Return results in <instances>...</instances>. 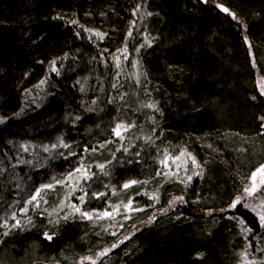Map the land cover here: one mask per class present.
<instances>
[{
  "label": "trees",
  "instance_id": "trees-1",
  "mask_svg": "<svg viewBox=\"0 0 264 264\" xmlns=\"http://www.w3.org/2000/svg\"><path fill=\"white\" fill-rule=\"evenodd\" d=\"M114 76L122 87H111ZM261 83L264 0H0V264H241L254 247L263 252L264 185L246 193L252 171L233 165L238 152L225 156L231 133L259 140L245 106L264 97ZM225 108L232 125L220 118ZM117 125L127 130L118 136ZM15 140L28 148L16 158ZM70 149L77 165L64 155ZM92 159L109 162L110 174L121 167L114 189L81 200L51 181L74 179ZM155 166L176 189L159 182ZM120 178L135 191L122 190ZM56 191L65 193L63 211L52 204ZM65 207L79 208V218L58 217ZM165 210L181 216L139 232ZM105 211L111 216L100 218Z\"/></svg>",
  "mask_w": 264,
  "mask_h": 264
},
{
  "label": "bare ground",
  "instance_id": "bare-ground-1",
  "mask_svg": "<svg viewBox=\"0 0 264 264\" xmlns=\"http://www.w3.org/2000/svg\"><path fill=\"white\" fill-rule=\"evenodd\" d=\"M205 1V0H204ZM223 8H226L229 10L230 13L234 14L235 17H237V14H236V11L228 6V5H224V4H220L219 7L217 6V9L227 15H229L228 13L222 11ZM232 18L233 16L230 15ZM247 47H248V50H249V55H250V58L251 60L253 61L254 57L256 56V49L255 47H253L252 45V42L250 41V39H248L247 41H245ZM40 82V80H38L36 83ZM122 83L120 84L119 83V80H118V77H113L112 79V83H111V87L113 88H116V87H119L121 86L122 87ZM263 90V89H262ZM104 91L105 90V87H104ZM264 95V94H263ZM263 99V100H262ZM260 100H258L257 98L254 99V100H249L248 104L245 106L246 107V111L249 112V113H252L255 114V119H254V122H252V124L256 127V129L258 131H261L260 133H257L259 134V136L256 138L259 139L257 144L254 143L253 140H250L249 137H245V140H244V137H243V134H230V142L228 141L229 143V148L227 149V155H225L226 157L229 158V156H233V154L231 152L233 151H236L238 153L237 156L239 157L238 160L236 161H232L233 162V165H240L242 168H241V173L243 172H247V169L250 171H252L250 174H249V177H250V181L248 182V185L250 184L251 180H253L254 182V178H252V173L253 172H256V174H261L262 177H264V173H261V172H257V169H259L261 166H264V120H261V117H264V97ZM35 109L34 113L33 114H36L40 107L38 105L36 106H31L29 107L28 106V110H33ZM225 114H221L220 115V118L222 121H225L227 124L229 125H232L234 124V114L232 112H230L228 109H222ZM243 112V111H242ZM244 122H247V121H244ZM256 130V131H257ZM252 132L248 133V134H251ZM96 135L94 134L93 137H95ZM242 140V141H241ZM26 141V140H25ZM100 140H97L95 143H99ZM218 142V141H217ZM12 145H14V148H15V151L13 152V155H15V158L16 156H18V154H25L27 153L28 151V148L26 147L27 143H25L24 141H18V140H15V141H11L10 142ZM200 143V142H199ZM179 144V143H178ZM185 145H188L189 144H185ZM183 145V146H185ZM95 145L93 144V147ZM199 146L201 147L200 149L203 150L205 152V149L204 147L202 146V144L200 143ZM239 147V146H246L245 149H242L240 150L241 154L239 153L238 149L236 147ZM182 146H168L167 145V148H170V149H177V148H181ZM190 147V146H189ZM77 149V145H75V147ZM164 148V147H163ZM85 149V148H84ZM191 151L193 153H195L197 156L201 157L202 159H206L202 154H200L199 152H196V150L193 149V147L191 146L190 147ZM25 150V152H24ZM75 151V149H74ZM83 151V150H82ZM82 151L80 150V155L82 154ZM258 152V153H257ZM165 155H169L168 152L165 151L164 153ZM64 155L68 156V164L69 165H72V163H74L75 165H77V161L74 160V158L72 157V150L70 149L69 152L65 153ZM204 155L207 157H210L208 156L207 153H204ZM79 156V154H78ZM33 158H38V157H33ZM103 166V167H101ZM111 164L109 162H105L104 164H99L97 162V160L95 159H92L90 160L87 165L85 166V170L82 172H80L79 174L75 175V178L74 179H71L70 181H65L64 183L63 182H58L57 179L55 180H51L53 181V183H57L56 185H58V187L62 190V189H65V191L67 192V194H69L70 197L74 198V197H87L89 196V194L91 193V191H93L94 189H103L105 186L107 185H111L110 188L111 189H114L116 186H117V183H116V179L118 177V171L119 169H121V167L119 169H117L118 167L115 168V172L111 171V174H110V170H111ZM257 168V169H256ZM154 171L158 177V180L159 182H162L163 184H167L169 189H176L177 188V183L175 182H172L170 181L164 174L163 172H161L159 170V167L155 166L153 167ZM255 169V170H254ZM30 173H32V170L29 168L28 169ZM117 172V173H116ZM204 174L205 173H202L201 175H199V181L203 180L204 178ZM33 175V174H32ZM35 175V178L39 179L38 181H40L39 183L43 184L44 182L47 183V184H50V182H46L49 178L51 177H46V173L45 175L44 174H40V173H34ZM33 175V176H34ZM239 175V174H238ZM237 175V176H238ZM49 176V175H48ZM242 175H239L238 177L240 178ZM92 179V182L90 181L89 183H83L81 182L82 179L86 178V180H88V178ZM244 179V178H243ZM242 179V181H243ZM35 181V179L33 180V182ZM36 181V182H38ZM119 184L120 186L122 187V190H126V192L128 193V190H134L133 187L132 188H125L124 185L126 184V180H122V178H120L119 180ZM244 182V181H243ZM114 184H116V186H114ZM255 184V182H254ZM247 185V187H248ZM51 187V186H50ZM131 187V186H130ZM135 187L139 190V186L138 184L135 185ZM52 188V187H51ZM28 189L25 190L24 192H21V193H18V195H26ZM135 191V190H134ZM184 192H186V190H184ZM56 197H59L57 199H55L53 201V205L55 206V208H57V210L59 209L60 211H63V207H64V203L63 201L60 199L61 198H66L65 197V193L64 192H57L56 191ZM120 193V192H118ZM122 200L124 201L125 200V203L128 204V205H131L132 207H136L137 205V202L133 200V198H128L130 196H127V195H124L123 193L120 194ZM158 196V195H156ZM191 197V196H190ZM189 196H186V203L190 202V201H195L194 199L195 198H190ZM179 197L175 196L173 197L172 201H175L176 200H179L178 199ZM117 199V197H116ZM187 199H189L187 201ZM92 202H95L96 201V197H93L92 199ZM65 212L66 213H59L58 214V217H60L61 219H65V217H67L68 215L71 217V218H79V215L76 211H69V208L66 209L65 207ZM170 211H166L165 213H163L162 216H160L159 218L156 217L155 218H152L149 222L145 223V227L143 229H139V232L141 231H149L151 230V228H154L153 230H156L158 228H161L163 229L164 228V223L168 222V221H165L163 218L164 217H169L171 216L172 214H174L173 216H171L173 219L176 217H179L181 216L180 212L175 211L174 213H169ZM107 211H105L103 214H99L100 218H104V217H107V216H111V215H108ZM127 214L126 213H123V216H126ZM114 217H116L114 215ZM163 217V218H162ZM113 218V216H112ZM145 218V214L142 213V215L140 216V220L144 221L143 219ZM236 220V226H237V236L240 237L242 236V234L244 233L245 231V222L243 221V223H241V219H235ZM160 229V230H161ZM152 230V231H153ZM157 234V233H156ZM152 234H149V236H151ZM245 236V234H243V237ZM237 237V238H238ZM241 238V237H240ZM245 239V238H244ZM246 247V246H245ZM244 247V249H245ZM254 254L252 256H249L247 255L246 258L241 261V264H264V251L263 252H259L258 248L257 247H254ZM232 264H239L238 262V259H236Z\"/></svg>",
  "mask_w": 264,
  "mask_h": 264
},
{
  "label": "snow or ice",
  "instance_id": "snow-or-ice-1",
  "mask_svg": "<svg viewBox=\"0 0 264 264\" xmlns=\"http://www.w3.org/2000/svg\"><path fill=\"white\" fill-rule=\"evenodd\" d=\"M205 2H207V0H205ZM217 6L219 7V5H217ZM222 11L228 13L229 15H232L233 16V19H236L235 15L232 14V13H230L228 9L223 8ZM149 15H151V13H149ZM97 35H100V34L97 33ZM262 94H264V90H262ZM147 107L155 109V105H153V104H149V105H147ZM261 120H264V117H261ZM122 127H125V126L124 125H117L116 129H114V131L116 132V135H118V136L120 135L119 129L122 128ZM125 130H127L126 127H125ZM176 159H179V157H176ZM195 163H196L195 162V159L193 158V164H195ZM101 167H103V166H101ZM78 171H79V169H78ZM257 172L264 173V166H261L259 169H257ZM252 176H253V178H255L256 172H253L252 173ZM188 179L190 180L191 177L189 176ZM132 183H137V181H132ZM128 186H129L128 184H125L124 185L125 188H127ZM45 187H50V185L49 186H45ZM253 191H254V187H251V188L250 187H247V186L245 187V192L248 193L249 195ZM38 194L39 193H37V195ZM80 199L82 200L83 197H81ZM178 199L182 201L183 200V197H179ZM35 200H36V196H33L32 199L30 201H28V203H32ZM172 203H175V201H173ZM240 203H241V197H237L236 200L233 202L232 207H235L237 204H240ZM261 206L264 207V204H262ZM244 207H249V205L245 204ZM252 210L255 211V209H252ZM76 211L77 212H80V209L79 208H76ZM81 215L82 216H87V217L91 218L90 215H89V213H87V212H82ZM257 215L259 216L261 225L264 226V213L258 212ZM66 218L67 217H65V219ZM241 223H243V221H241ZM17 224H19V221H17ZM248 230L250 231V229H248ZM4 235H7V232H5ZM45 237L47 239H49V240L52 239V236L48 235L47 233H45ZM116 246L117 245H113V247H116ZM93 264H95V262H93Z\"/></svg>",
  "mask_w": 264,
  "mask_h": 264
},
{
  "label": "rangeland",
  "instance_id": "rangeland-1",
  "mask_svg": "<svg viewBox=\"0 0 264 264\" xmlns=\"http://www.w3.org/2000/svg\"><path fill=\"white\" fill-rule=\"evenodd\" d=\"M261 86H263L262 87V89H264V83H261ZM242 141V140H241ZM24 152H25V150H24ZM264 164V163H263ZM264 176V175H263ZM253 178V177H252ZM254 182H255V184H254ZM254 182H253V180H251V182H250V184L248 185V187H254V191L251 193L252 195L255 193V191H259L262 187H263V185H264V177H262L261 176V174L259 173V174H256V176H255V178H254ZM19 187H21V182H20V184H19ZM25 190H27V189H25ZM24 190V191H25ZM23 191V192H24ZM49 194V193H48ZM51 197H54V195L52 194V196ZM178 201L179 200H176V202L175 203H178ZM13 227V226H12Z\"/></svg>",
  "mask_w": 264,
  "mask_h": 264
}]
</instances>
